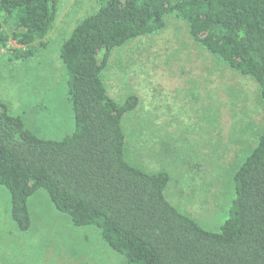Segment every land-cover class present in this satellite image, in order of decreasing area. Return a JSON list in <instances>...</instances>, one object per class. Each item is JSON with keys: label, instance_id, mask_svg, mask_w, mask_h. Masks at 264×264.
Returning a JSON list of instances; mask_svg holds the SVG:
<instances>
[{"label": "trees", "instance_id": "16d2710c", "mask_svg": "<svg viewBox=\"0 0 264 264\" xmlns=\"http://www.w3.org/2000/svg\"><path fill=\"white\" fill-rule=\"evenodd\" d=\"M59 0H0V59L21 63L47 48ZM96 10L59 48L74 130L58 141L30 132L0 102V186L17 229L30 227L27 202L47 193L75 227H94L125 264H264V121L232 178L234 197L217 232L166 200V172L124 158L123 116L136 95L111 98L101 73L115 49L182 20L190 38L253 80L264 105V0H96Z\"/></svg>", "mask_w": 264, "mask_h": 264}, {"label": "rangeland", "instance_id": "374dc122", "mask_svg": "<svg viewBox=\"0 0 264 264\" xmlns=\"http://www.w3.org/2000/svg\"><path fill=\"white\" fill-rule=\"evenodd\" d=\"M47 48L33 59H0V102L36 137L58 141L74 130L59 48L93 13L96 0H59ZM161 31L115 49L101 73L108 95L122 102L124 158L147 173L166 172V200L203 229L217 232L234 197L233 174L251 150L264 121L257 84L220 63L189 36L186 24L167 15ZM30 227L21 232L0 186V264H125L96 228L75 227L47 193L27 202Z\"/></svg>", "mask_w": 264, "mask_h": 264}]
</instances>
